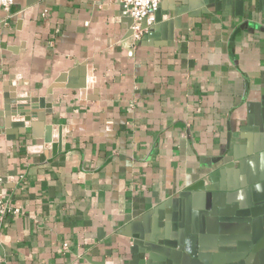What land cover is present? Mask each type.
Segmentation results:
<instances>
[{"label":"crops","instance_id":"obj_1","mask_svg":"<svg viewBox=\"0 0 264 264\" xmlns=\"http://www.w3.org/2000/svg\"><path fill=\"white\" fill-rule=\"evenodd\" d=\"M158 12L134 41L114 0L0 8V113L8 104L11 122L27 104L43 119L18 139L0 129L2 192L21 211L0 219V264H124L128 222L212 176L220 185V157L254 138L264 11L161 0Z\"/></svg>","mask_w":264,"mask_h":264},{"label":"water","instance_id":"obj_2","mask_svg":"<svg viewBox=\"0 0 264 264\" xmlns=\"http://www.w3.org/2000/svg\"><path fill=\"white\" fill-rule=\"evenodd\" d=\"M204 2L224 15L241 16L250 7L264 11V0ZM155 21H161L159 12ZM35 107L20 104V116L8 122L2 117L11 112L7 104L0 113L1 132L6 131V125L13 126L15 134L10 139H18L33 126L32 121L43 120ZM250 107L259 111L252 126L254 138L248 136L243 154L236 147L231 157H220L224 162L219 170L221 184H215L212 176L211 186L203 187L200 182L180 193L172 205L160 204L140 220L128 222L122 230L131 238L123 253L124 264H264V100ZM230 141L231 133L228 149ZM251 161L255 162L253 172L244 174ZM236 167L237 174H232L230 170ZM180 200L188 202L191 217L179 213ZM169 207L172 210L168 213Z\"/></svg>","mask_w":264,"mask_h":264},{"label":"built area","instance_id":"obj_3","mask_svg":"<svg viewBox=\"0 0 264 264\" xmlns=\"http://www.w3.org/2000/svg\"><path fill=\"white\" fill-rule=\"evenodd\" d=\"M121 5L122 13L133 18V32L131 37L137 41L144 32L155 23V11L161 0H114ZM14 0H0V8L10 11ZM21 212L18 208H13L2 192V178L0 177V219L7 215ZM67 244L64 243V246Z\"/></svg>","mask_w":264,"mask_h":264}]
</instances>
